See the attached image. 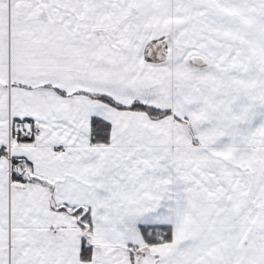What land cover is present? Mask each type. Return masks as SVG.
<instances>
[{"label":"snow or ice","instance_id":"obj_1","mask_svg":"<svg viewBox=\"0 0 264 264\" xmlns=\"http://www.w3.org/2000/svg\"><path fill=\"white\" fill-rule=\"evenodd\" d=\"M0 264H264V0H0Z\"/></svg>","mask_w":264,"mask_h":264}]
</instances>
